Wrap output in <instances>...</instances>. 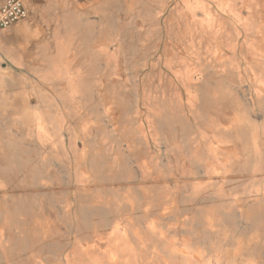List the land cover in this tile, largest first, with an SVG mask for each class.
<instances>
[{"label": "rangeland", "instance_id": "374dc122", "mask_svg": "<svg viewBox=\"0 0 264 264\" xmlns=\"http://www.w3.org/2000/svg\"><path fill=\"white\" fill-rule=\"evenodd\" d=\"M24 3L0 264H264V0Z\"/></svg>", "mask_w": 264, "mask_h": 264}, {"label": "crops", "instance_id": "0c3cea01", "mask_svg": "<svg viewBox=\"0 0 264 264\" xmlns=\"http://www.w3.org/2000/svg\"><path fill=\"white\" fill-rule=\"evenodd\" d=\"M29 39L31 31L25 24L16 23L0 31V118L12 110L19 112L30 107V85L25 77L30 65Z\"/></svg>", "mask_w": 264, "mask_h": 264}, {"label": "built area", "instance_id": "2783aa9c", "mask_svg": "<svg viewBox=\"0 0 264 264\" xmlns=\"http://www.w3.org/2000/svg\"><path fill=\"white\" fill-rule=\"evenodd\" d=\"M28 12L23 0H0V31L25 20Z\"/></svg>", "mask_w": 264, "mask_h": 264}]
</instances>
